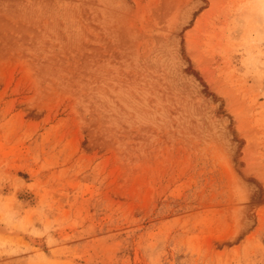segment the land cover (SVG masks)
Segmentation results:
<instances>
[{
	"label": "rangeland",
	"instance_id": "rangeland-1",
	"mask_svg": "<svg viewBox=\"0 0 264 264\" xmlns=\"http://www.w3.org/2000/svg\"><path fill=\"white\" fill-rule=\"evenodd\" d=\"M0 264H264V0H0Z\"/></svg>",
	"mask_w": 264,
	"mask_h": 264
}]
</instances>
